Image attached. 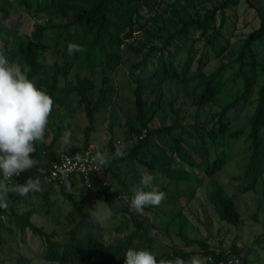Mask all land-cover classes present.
<instances>
[{
  "label": "rangeland",
  "instance_id": "obj_1",
  "mask_svg": "<svg viewBox=\"0 0 264 264\" xmlns=\"http://www.w3.org/2000/svg\"><path fill=\"white\" fill-rule=\"evenodd\" d=\"M219 1L222 0H193L186 8L184 7L186 0H179V3L173 0H161V6L155 11L147 12L145 8H142L143 20L146 18H150V20L142 30L135 32L133 38L122 45L121 60L116 65L110 68L92 70L80 69L76 65H71L59 80V95L65 99L64 105H54L45 132L46 142H37L36 153L30 154L37 159L39 169L43 170L41 164L45 159L50 160L60 151H73L77 147H82L85 137L84 130L88 121L83 106L78 103L74 92L68 90L70 85L75 83L78 74L80 76L88 75L93 79L94 99L98 97L101 86L107 88L105 101L94 113V129L90 133L88 146L92 148L95 154L97 151L106 154L108 161L112 157L109 145L110 130H112L115 150L119 147L121 150L128 151L136 141L135 136L129 132V123L135 114L133 90L138 82L145 86L144 94L147 105L150 106V128L176 122L179 124L176 132H183L184 140L188 145H196L197 148L201 149L209 148L211 158L222 151H226L230 158L211 177L212 179L202 177L199 170L195 173L186 161L180 160L168 148V142L164 141L165 138L162 135H155L151 142L144 145L142 149V159L150 163L151 166L135 159H129L112 166L111 169L114 174L109 173L106 181L114 203L127 205L124 198L118 197L119 194L123 193L119 180L129 184L135 183L136 186L139 184L141 174L145 171L155 175L154 186L166 193V199L160 206L148 207L143 214L132 212L136 218L142 219L152 230V250L155 255H160L164 251L177 247H185L187 250L199 249L197 244L186 246L181 235L205 239L210 247L218 253L222 250L232 251L233 244L242 240V247L250 245L255 254L257 251L264 254V175L258 180L254 188L244 193L238 192L236 188L238 181L231 178L243 170L245 163L244 137L248 131L247 118L252 112L254 104L247 102L239 105L227 115L228 132L239 129L243 132L238 138L220 135L216 137L213 144H210V139L205 135V129L216 123L213 113L219 111L221 104L229 100L233 93L241 91L239 80L229 79L230 82L226 83V87L216 96L215 101L200 108L190 105L186 101L184 95L187 87L184 83L171 80L158 86L156 79L150 77L151 62L146 67L136 68L134 66L141 59L142 54H136L132 50V46L140 47L147 40L160 45L161 39L151 37L150 33L166 34L172 29L178 15H187L189 12L193 14L195 11L202 14L206 8L212 7ZM254 2L255 6L264 12V0ZM7 6H12L9 18L3 19L0 13V48H6L5 45L10 43L11 30L8 26H16L21 33L31 36L40 18L34 12L25 10L16 1L8 2ZM224 16L226 21L223 34L229 41V45L217 56L215 52L210 51L209 60L203 67L206 74L215 70L222 63L234 59L241 37L259 25L258 11L254 7H250L244 0H238L234 5L229 6ZM219 20L220 15L217 14V21ZM63 36L64 31L61 28L50 29L40 41L32 40V43L39 47L40 60L48 72L52 69L54 62L61 63L64 60L62 54ZM4 53L10 62H16L12 59L9 48ZM252 53L254 54H248L250 66L254 65L251 72L257 82L261 83L264 78V39L254 43ZM194 67L195 65L192 68ZM233 70L234 68L227 71V77ZM33 82L38 86L39 77L34 78ZM66 121L68 122L67 128L71 132V145L63 144L60 139L61 134L65 131ZM195 122L199 123L201 131L204 129L202 132L204 135L194 127ZM109 123H111V129H109ZM46 145L50 147L45 149L44 146ZM187 147L189 148V146ZM191 158L195 162L200 161L198 153L191 152ZM167 162H170L171 167L175 169L191 172L192 179L190 181H177L165 175L159 167ZM164 168H167V165ZM14 178L15 175L9 181L10 184L14 183ZM211 180L218 182L227 194L233 196L241 215L239 225L228 224L217 218L207 197V190L212 184ZM40 182L42 191L31 192L26 197L9 193V207L14 208L18 215L24 213L29 221L42 228L45 233L54 234L53 238L64 241L66 232L72 225L67 215L73 206L69 200L65 199L57 186H53V190L48 194L46 201L43 195L48 183L47 180H40ZM151 190V188L145 189V191ZM67 191L80 201L83 208L92 213L107 212V215L100 220L105 227V239L110 240L115 235L132 230L131 215L128 213H111L104 197L96 196L94 189L83 191L78 187H68ZM124 196L130 200L132 195L124 193ZM0 227L4 238V243L0 245V264H24V262L19 261L21 257L29 259L27 264H61L44 258V237L32 231L28 226L22 228V224L15 221L9 211L0 213ZM255 254L252 253L253 256ZM192 257L199 258L200 264L212 263L209 256L196 254L190 258ZM250 257L252 256L250 255Z\"/></svg>",
  "mask_w": 264,
  "mask_h": 264
},
{
  "label": "trees",
  "instance_id": "obj_2",
  "mask_svg": "<svg viewBox=\"0 0 264 264\" xmlns=\"http://www.w3.org/2000/svg\"><path fill=\"white\" fill-rule=\"evenodd\" d=\"M15 1L25 10L34 12L40 18L37 17L38 22L31 36L24 35L16 26H8L11 30V40L5 45L7 49L0 48V50L5 51L9 48L11 57L16 63L22 68L29 66L31 68L28 73L29 79L33 80L39 77L37 87L51 95L54 98V105L58 104L59 106H63L65 100L59 95V80L71 65L88 70L110 68L116 65L121 60L122 45L133 38L135 32L142 30L150 20V18L143 20L142 8L151 12L161 6V0H0V13L3 19L7 20L11 13L12 6H7V3ZM173 1L179 3V0ZM237 1H219L212 7L206 8L202 14L195 11L193 14L189 12L187 15H178L172 29L166 34L150 33L151 37L161 39L160 45L147 40L140 47L132 46V50L136 54H142L141 59L134 64L136 68L146 67L151 62L150 77L156 79L158 86L171 80L184 83L187 87L184 95L186 101L190 105L200 108L209 102H214L216 96L226 87V83L230 82L229 79L239 80L241 91L233 93L229 100L221 104L219 111L213 113L216 123L205 129V135L210 139V144H213L216 137L220 135L238 138L243 132L241 129L228 132L227 115L239 105L247 102L254 104L253 110L247 118L248 131L244 137L245 163L243 170L240 174L231 177L232 180L238 181L236 187L238 192L244 193L254 188L258 180L264 175V78L261 83L257 82L251 72L254 65L251 67V63L248 61V54H254L252 53L254 43L264 39V12L255 6L254 1L256 0L244 1L258 11L259 25L241 37L234 59L222 63L208 74L203 71V67L209 60L210 51L215 52L217 56L229 45V41L223 34L226 21L224 14L226 9ZM192 2L193 0H186L184 7L187 8L188 4ZM217 14L220 15L219 21H217ZM58 28L64 31L62 38L64 60L61 63L54 62L52 69L48 72L40 60L39 47L32 43V40L40 41L48 30ZM69 43L82 45L86 51L69 56L67 54ZM193 65H195L194 68H192ZM232 68L234 70L227 77V71ZM94 87V81L90 76L78 74L75 83L68 88L70 92H74L78 103L83 106L88 121L84 130L85 137L82 147H77L69 152L88 147L90 133L94 129V113L99 110L107 95V88L101 86L98 97L94 99ZM144 89L145 86L138 82L133 90L135 114L129 123V132L135 136L136 141L128 151L122 150L126 153L123 158L114 159L115 147L112 141V130H110L109 145L112 157L106 166L101 167L102 177H92V188H86L82 185L81 179L77 178L76 175L68 179L67 186L65 181H47L48 187L43 195L46 201L48 194L53 190V186H57L65 199L69 200L73 206L67 215L72 225L67 230L64 241L53 238L54 234L45 233L42 228L29 221L24 213L16 214L12 207H9L7 211L0 210V213L9 211L15 221L22 224V228L28 226L32 231L44 237V258L46 260L61 264H124V255L129 248L148 250L153 253L152 230L142 219H138L132 214L128 205L114 203L109 185L104 181H106L109 173L114 174L111 169L113 165L129 159H135L151 166L150 163L142 159L141 155L144 145L150 143L155 135H162L165 138L164 141L168 142V148L180 160L186 161L195 173L199 170L204 178H211L230 158L226 151H222L211 158L209 148L201 149L197 148L196 145H188L184 140L183 132H176L179 125L176 122L150 128V106L147 105ZM110 124L109 129H111ZM194 127L199 133L204 130L201 131L197 122L194 123ZM144 130H146V134L142 137ZM202 135L204 134L202 133ZM49 147V145L44 146L45 149ZM191 152L198 153L199 162L192 160ZM165 164L167 168H164ZM165 164H162L159 169L171 179L177 181H190L192 179L191 172L175 169L171 167L170 162ZM41 166H43V170L36 165L33 169L15 176L12 185L16 183L26 184L30 177L47 180L48 160L45 159ZM119 182L123 193L133 195L131 188L135 186V183H131V185L122 180ZM211 183V187L207 190V197L217 218L228 224L239 225L241 215L233 196L227 194L218 182L211 180ZM68 187H78L83 191L94 189L96 196L104 197L111 213H128L131 215L132 230L115 235L110 240L105 239L104 225L100 221H93L94 213L83 208L80 201L67 191ZM181 237L186 246L197 244L199 249L187 250L185 247H177L156 256L165 260H172L176 257L187 260L192 255L201 254L217 261L225 255V250L216 253L205 239L189 238L185 235H181ZM3 243L4 238L0 227V245ZM232 252L236 253L233 250ZM19 261L27 264L29 259L21 257Z\"/></svg>",
  "mask_w": 264,
  "mask_h": 264
},
{
  "label": "clouds",
  "instance_id": "obj_3",
  "mask_svg": "<svg viewBox=\"0 0 264 264\" xmlns=\"http://www.w3.org/2000/svg\"><path fill=\"white\" fill-rule=\"evenodd\" d=\"M85 51L82 45H67L69 56ZM30 71L29 66L22 68L18 63L10 62L4 51L0 50V210L4 211L9 209V193L26 197L31 192L42 191L39 178L30 177L24 185L9 183L14 175L19 176L37 165V159L30 154L36 153L37 142H46L45 132L54 109V98L29 79ZM67 124L66 121L60 139L63 144L71 145V132ZM125 155L117 147L113 158L119 159ZM92 160L97 170L109 163L106 154L99 151ZM155 179L154 174L145 171L139 184L131 188L133 195L130 200L122 194L130 211L143 214L146 208L158 207L166 199V193L154 186ZM65 182L67 186L66 178ZM148 188L152 190L145 191ZM106 215L107 212H97L92 219L99 222ZM124 257V264H200L197 257L188 261L181 257L165 260L148 250L133 248H129Z\"/></svg>",
  "mask_w": 264,
  "mask_h": 264
},
{
  "label": "built area",
  "instance_id": "obj_4",
  "mask_svg": "<svg viewBox=\"0 0 264 264\" xmlns=\"http://www.w3.org/2000/svg\"><path fill=\"white\" fill-rule=\"evenodd\" d=\"M146 134V130L143 131L142 137ZM95 156L91 147L82 148L78 151L69 152L61 151L55 157L48 160V166L46 168L47 181L64 182L73 175L81 179L82 185L86 188H92V177H102V169L98 170L92 160ZM107 183V181H104ZM124 196V193H122ZM122 194L118 197L123 198ZM218 253V251H216ZM211 259V258H210ZM212 260V259H211ZM213 264H258L253 260L246 259L240 254H236L232 251H225L224 257L213 261Z\"/></svg>",
  "mask_w": 264,
  "mask_h": 264
},
{
  "label": "crops",
  "instance_id": "obj_5",
  "mask_svg": "<svg viewBox=\"0 0 264 264\" xmlns=\"http://www.w3.org/2000/svg\"><path fill=\"white\" fill-rule=\"evenodd\" d=\"M233 245V251H235L237 254L242 255L246 259L253 260L258 264H264V254H262L260 251H257L255 254V252H253V248L250 245H244L242 247V240L237 241L236 244ZM252 253H254L255 255L253 256ZM250 255L252 257H250Z\"/></svg>",
  "mask_w": 264,
  "mask_h": 264
}]
</instances>
